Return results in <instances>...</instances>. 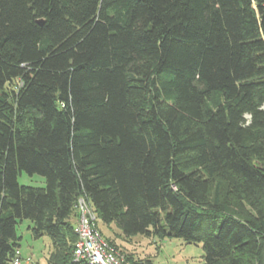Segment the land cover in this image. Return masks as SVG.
<instances>
[{"label":"trees","instance_id":"16d2710c","mask_svg":"<svg viewBox=\"0 0 264 264\" xmlns=\"http://www.w3.org/2000/svg\"><path fill=\"white\" fill-rule=\"evenodd\" d=\"M82 197L127 237L264 264V0H0V264L23 220L87 264Z\"/></svg>","mask_w":264,"mask_h":264},{"label":"rangeland","instance_id":"374dc122","mask_svg":"<svg viewBox=\"0 0 264 264\" xmlns=\"http://www.w3.org/2000/svg\"><path fill=\"white\" fill-rule=\"evenodd\" d=\"M18 182L23 186L46 187V179L40 175L22 173ZM72 222H77V219L75 221L72 218ZM31 227L32 223L28 220H23L17 227L23 264H27L28 259L36 264H49L50 255L54 251L53 241L48 236L36 238ZM98 227L106 240L129 256L132 264H204L205 254L201 244H187L181 239H161L156 236L127 237L115 223L105 225L100 220Z\"/></svg>","mask_w":264,"mask_h":264},{"label":"built area","instance_id":"2783aa9c","mask_svg":"<svg viewBox=\"0 0 264 264\" xmlns=\"http://www.w3.org/2000/svg\"><path fill=\"white\" fill-rule=\"evenodd\" d=\"M77 222L75 233L78 241L75 245V261L87 264H130L120 249L111 245L102 235L98 227L97 215L88 200L79 198L77 205ZM20 250L9 264H23ZM27 264H36L28 259Z\"/></svg>","mask_w":264,"mask_h":264},{"label":"water","instance_id":"95a60500","mask_svg":"<svg viewBox=\"0 0 264 264\" xmlns=\"http://www.w3.org/2000/svg\"><path fill=\"white\" fill-rule=\"evenodd\" d=\"M40 23H42V22H40Z\"/></svg>","mask_w":264,"mask_h":264}]
</instances>
